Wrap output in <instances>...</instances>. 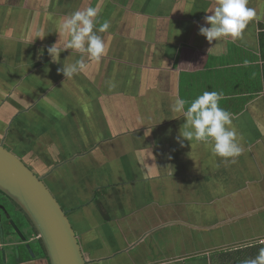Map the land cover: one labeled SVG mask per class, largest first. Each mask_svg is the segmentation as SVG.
Returning a JSON list of instances; mask_svg holds the SVG:
<instances>
[{
  "label": "rangeland",
  "instance_id": "1",
  "mask_svg": "<svg viewBox=\"0 0 264 264\" xmlns=\"http://www.w3.org/2000/svg\"><path fill=\"white\" fill-rule=\"evenodd\" d=\"M166 2L167 0H0V126L5 130L0 137L9 150L26 161L31 158H27L25 150L31 149V155L38 162L47 164L43 172L49 171L52 177L57 178L69 177L63 182L60 200L69 212L89 264H114L112 255L117 252V248L114 252L104 254L102 245L111 246L116 240H122L126 244L135 235H131L133 227H148L135 236L138 245L151 237L153 223L150 218L146 224H141L149 216V208L158 205L167 208V205L177 204L178 200L190 201L193 198L186 191H178L180 181L177 168L179 163H183L184 156L179 157L180 152L176 148L165 146L164 139L158 141L157 133H160L161 125H157L160 122L157 115L161 108L166 109L168 102H172L174 87L169 84L166 90L161 89L160 80L154 71L160 57L153 51L148 54L142 52L144 47L140 45L152 44L154 40H147L143 44L131 43L136 35L141 36L148 29L153 30V24L164 22L166 29L176 31L181 17L186 20L182 26L185 32H195V29L199 32L201 26L210 27L205 17L213 14L211 10H214L215 3L210 5L201 16V22H198L186 17V10H191L189 16L198 18L199 12L206 9L205 1L168 0V5H165ZM89 6L100 9V23L106 20L110 23L106 32L99 33L107 45L106 55L97 62L90 60L86 54H71L72 50L68 49L60 53L58 62L52 61L47 48L56 42L63 45L68 38L60 33L62 21L71 13ZM248 6L256 9L258 18L251 21L244 32L261 31V0H249ZM179 7L181 17L177 15L178 18H175V14L170 19L169 16L153 14L156 11L172 14ZM137 9L140 12L135 13ZM5 23L11 28L9 32H5ZM122 29L127 32H120ZM181 43L180 40H173L171 46H175H167L166 52L169 48L173 51ZM77 60H82L85 68L73 78L68 79L57 71L63 65ZM169 72L171 74L172 71ZM170 80H175V75L171 74ZM98 94L109 95L111 102L115 99L123 101L120 105L117 104L118 108L114 103L108 107L107 103L105 105L98 99ZM129 108L134 111L140 109V115L151 116L149 121L135 127L151 124L155 127L140 135L136 133L137 136L130 133L134 112H130ZM119 111L120 117L116 116ZM116 121L118 127L112 126ZM85 123L88 132L85 131ZM21 133L29 142L21 143ZM142 151L148 156V164L144 161L141 164L144 154L139 153ZM177 159L181 160L178 162ZM166 162L167 165H164ZM181 166L180 164V168ZM189 167L193 168V165ZM149 169L156 171L159 178H163V175L169 177L171 187L176 189L175 194L168 196L159 191L158 196L154 187H159L161 181L156 182L157 184L151 182ZM71 179L73 182L67 185ZM225 179L224 172L218 181L223 182ZM244 182L233 179L229 187H243ZM250 182L252 181L247 183ZM103 183L109 192H113L94 198L91 188ZM113 183L117 185L113 186ZM215 194L216 191L212 190L200 199H207L206 202L209 203V199ZM114 204L120 205L119 212L126 214L128 222L133 226H124L122 235L117 230V237L111 232L112 227L105 226V222L110 223L113 216L124 223L119 218L118 211L109 209ZM131 204L136 205L137 213L132 211L134 206ZM90 209L96 212L95 222L93 215L89 214ZM99 210L106 212L99 213ZM2 236L5 243L11 246L8 245L7 249H13L12 243L19 240L16 236ZM175 243L177 244L176 240ZM39 251L42 252L41 248ZM171 253L174 255L170 259L177 260V248ZM1 255L3 258L2 251ZM11 256L10 254L12 260ZM170 259L165 257L164 260L168 262Z\"/></svg>",
  "mask_w": 264,
  "mask_h": 264
},
{
  "label": "crops",
  "instance_id": "2",
  "mask_svg": "<svg viewBox=\"0 0 264 264\" xmlns=\"http://www.w3.org/2000/svg\"><path fill=\"white\" fill-rule=\"evenodd\" d=\"M203 1H205L206 9L199 12L198 18L189 16L191 10H186L188 11L186 17L201 22V16L212 3H215V0ZM165 5H168V0ZM138 12L140 11L137 9L135 13ZM178 12L175 18L177 15L180 16ZM153 14L161 17L169 16V19L171 15H174V13L162 14L158 11ZM181 18L182 22L178 21L179 26L176 31L171 32L170 28L167 30L164 22L153 24V30L148 29L141 36L136 35L131 44H143L147 40H154L152 44L140 45L144 47L142 52L148 54L153 51L160 57L154 71L156 77L158 76L157 79L160 80L161 89L166 90L169 84L170 87H174L172 102H168L169 106L166 109L161 108L157 115L160 121L157 125H161L160 133H157L158 141L161 142L160 139H164L165 146L176 148L180 152L179 157L184 156L183 163H179L177 168V177L180 181L178 191H186L190 194V198H193L190 201L178 200L177 204L167 205V208L160 205L149 208L147 213L149 216L141 224H146L150 218L153 223L151 237L139 245L135 241V236L147 230L148 227L140 229L137 226L138 229H135L128 222L126 214L119 212L120 205L111 206L109 209L118 211L119 218H122L124 223L119 222V219L117 221L113 216L110 223L105 222V226L112 227L116 233L119 231L122 235L124 226L130 225L133 227L131 235L135 234L126 244L122 240H116L111 246L102 245L104 254L114 252L117 248V252L112 255L114 264H244L245 261L254 259L259 254V250L264 247V58L261 57L264 51V43L262 44L261 41L264 40H261V32L257 31L244 32L243 36L235 42H232L231 38H222L209 43L205 36L197 32V29L194 30L195 32H185L182 26L186 20ZM6 23L4 29L5 32H9L11 28ZM261 31H264V0H261ZM120 32L127 31L122 29ZM130 32H132L131 29ZM175 39L182 43L177 44L172 51L170 48L175 45L171 46V43ZM167 46L170 48L166 52ZM245 61H248L246 66ZM170 70L171 74L175 75V80H170ZM204 91L222 92L220 107L233 116V127L238 134V143L243 148L242 154L236 157L234 162H232L233 158L225 160L213 156L210 144L195 141L190 143L184 140L181 146L176 139L180 135L185 118L173 117L176 114L171 111V105L177 97L191 101ZM97 96L104 102L103 104L107 103L108 107L112 103L114 106L120 105L123 101L115 99L111 102L109 95L98 94ZM129 109L130 112H134L132 119L134 121L130 122L133 126L129 130L130 133L137 136L155 127L152 124L135 127L149 121L151 116L149 114L148 117V114L143 113L140 115V109L135 111L132 108ZM107 110L110 111V109ZM120 112L116 116L120 117ZM104 114L107 115L105 112ZM116 125L118 127V122L112 124V126ZM121 133L124 132L121 131ZM139 154L144 153L142 151ZM180 160L177 159L178 162ZM140 161L141 164L143 161L148 164V156L144 154ZM191 164L193 168L189 167ZM164 165H167V162ZM224 172L226 179L223 182L218 181L221 173ZM155 173L156 171L150 170L148 175L151 182L154 181L155 184L161 181L159 187L157 185L154 187V192H157L158 196L159 191L168 196L175 194L176 189L171 187L169 177L163 175V178L161 176L159 178ZM233 179L244 180L243 187H229ZM249 181L252 182L247 183ZM101 185L91 188L94 198L113 192V190L109 192L106 187H104L105 192H101ZM212 190H215L216 194L209 199V203L206 202L207 199L204 201L200 199L206 192ZM122 193L123 191L120 194ZM131 206H134L132 211L137 213L136 205L131 204ZM105 212L99 210V213L105 214ZM95 213L92 209L89 210V214L94 217V222ZM69 219L72 223L70 215ZM174 225H176L175 228ZM113 230H111L112 233ZM8 245L4 239L0 241V264H49L41 246L38 248H41L42 252L37 251L32 257L29 250L18 246V240L12 243L13 249H7ZM14 246L18 248L17 253ZM175 248H177V254H175L178 255L177 260L170 259L174 255L171 252ZM10 254L12 260L9 257ZM84 256L87 257L85 254ZM165 257L170 261L165 262Z\"/></svg>",
  "mask_w": 264,
  "mask_h": 264
},
{
  "label": "clouds",
  "instance_id": "3",
  "mask_svg": "<svg viewBox=\"0 0 264 264\" xmlns=\"http://www.w3.org/2000/svg\"><path fill=\"white\" fill-rule=\"evenodd\" d=\"M249 0H215L212 15L205 17L210 27L201 26L199 34L206 37L211 43L213 40L231 38L232 42L243 36L249 23L257 19L255 8L249 7ZM98 7H87L71 13L60 24V33L68 37L63 45L57 42L47 48L52 61L58 62L60 53L71 49L72 53L86 54L92 61H100L107 53V45L99 33H104L110 28L106 20L100 23ZM43 38V37H41ZM248 61H245V66ZM85 68L82 60L72 64L63 65L58 72L71 79ZM222 92L204 91L195 99L188 101L177 97L171 105V111L176 114L173 117H184L185 122L180 129V135L176 138L183 146L184 140L203 142L211 145L213 156L234 159L242 154L243 148L238 143L237 131L233 127V116L220 107ZM244 264H264V247L254 258Z\"/></svg>",
  "mask_w": 264,
  "mask_h": 264
},
{
  "label": "water",
  "instance_id": "4",
  "mask_svg": "<svg viewBox=\"0 0 264 264\" xmlns=\"http://www.w3.org/2000/svg\"><path fill=\"white\" fill-rule=\"evenodd\" d=\"M0 192L19 206L34 226L39 246L49 264H89L67 211L45 185L42 177L1 142ZM15 230L18 237L24 240L21 232L17 228ZM27 248L29 250L28 245ZM14 249L16 252L17 246ZM30 254L34 257L31 250Z\"/></svg>",
  "mask_w": 264,
  "mask_h": 264
},
{
  "label": "flooded vegetation",
  "instance_id": "5",
  "mask_svg": "<svg viewBox=\"0 0 264 264\" xmlns=\"http://www.w3.org/2000/svg\"><path fill=\"white\" fill-rule=\"evenodd\" d=\"M85 128L87 130H85L86 132H88V126L87 123H85ZM5 132V130H3V128L0 126V134L2 135V133ZM23 133L20 134L19 138H23L21 140V143H27L29 141H27L24 136L22 135ZM22 135V136H21ZM4 139V138H3ZM0 142L8 149V145H5L3 143V140L0 137ZM15 142V140H14ZM31 149H26L25 154H27V158H31L29 159V161L24 160L21 156L16 155L27 165L29 166L38 176L42 177L43 182L45 183V185L49 188V190L53 193V195L57 198V200L59 201V203L62 205L63 209L64 206L61 203V193L60 190L63 188V182H65L66 180L69 179V177L64 178V177H52L51 172L47 171V172H43L44 171V166L46 164H42L40 162H38L33 155H31ZM13 152V151H12ZM14 153V152H13ZM35 156H37V154H35ZM38 158V157H37ZM42 164V165H40ZM48 165H50V163H48ZM57 164H55L56 166ZM43 172V173H40ZM43 174V175H42ZM73 180L71 179L68 184L72 183ZM105 183H103L100 187H105L104 185ZM117 184L113 183V186H116ZM110 186V185H108ZM11 199H9L5 194H3L2 192H0V234L1 237L3 239V235L6 234L5 237L7 236H16L18 237V234L15 230V228H17L21 234L24 236V240L19 238L18 242L19 245L18 246H22L24 249L27 248V245L29 246V252L30 250L33 253H37V251L39 252V237L38 234L36 232V229L34 228V226L31 224V222L27 219L26 215L23 213V211L19 208V206H15L11 201ZM67 210V209H65ZM68 211V210H67ZM67 215L69 217V212H67ZM15 225V228H14ZM32 234V235H31ZM113 234L117 237L119 236L118 233H116V231H113ZM31 235V236H30ZM21 243V244H20Z\"/></svg>",
  "mask_w": 264,
  "mask_h": 264
},
{
  "label": "trees",
  "instance_id": "6",
  "mask_svg": "<svg viewBox=\"0 0 264 264\" xmlns=\"http://www.w3.org/2000/svg\"><path fill=\"white\" fill-rule=\"evenodd\" d=\"M178 12V10H176L175 11V13L174 14H176ZM261 32V40L263 39L264 40V31H260ZM261 43L263 44L264 43V41H261ZM263 53H264V51H263ZM263 53H261V57H263L264 58V54ZM47 165V164H46ZM46 165L44 166V167H46ZM101 192H105V188L104 187H102L101 188V190H100ZM100 193V192H99ZM102 194V193H101ZM16 207H17V205L12 201V200H10ZM42 251H43V249H42Z\"/></svg>",
  "mask_w": 264,
  "mask_h": 264
}]
</instances>
